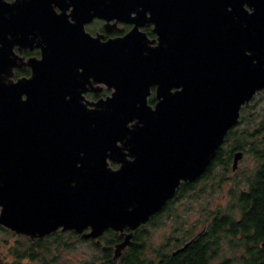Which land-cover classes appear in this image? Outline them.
Returning <instances> with one entry per match:
<instances>
[{
  "label": "water",
  "instance_id": "obj_1",
  "mask_svg": "<svg viewBox=\"0 0 264 264\" xmlns=\"http://www.w3.org/2000/svg\"><path fill=\"white\" fill-rule=\"evenodd\" d=\"M18 12L16 33L42 54L13 80L15 41L0 48V225L98 243L114 229L122 240L102 247L117 260L264 92V0H28ZM9 14L0 9L3 36ZM95 16L135 25L102 40L85 28ZM152 24L155 38L141 29Z\"/></svg>",
  "mask_w": 264,
  "mask_h": 264
},
{
  "label": "trees",
  "instance_id": "obj_2",
  "mask_svg": "<svg viewBox=\"0 0 264 264\" xmlns=\"http://www.w3.org/2000/svg\"><path fill=\"white\" fill-rule=\"evenodd\" d=\"M259 95L263 100L261 108L255 102ZM150 99L155 102L154 96ZM238 150L243 151V158L247 154L253 159V167L244 170L243 178L231 185L224 205L202 210V228L197 234L188 232L189 238L192 235L194 238H178L174 243L168 241L156 246L143 238L148 236V225L167 214L170 206L184 197L187 188L191 194L204 190L210 182L213 186H223L228 172L234 170V154ZM235 173H242L240 162ZM0 229L10 233L2 225ZM22 236L10 248L11 257L0 251V264H68L61 263L64 252L80 246L87 257L82 264H213L218 258L219 264H264V92L243 108L240 121L229 130L208 169L199 178L183 183L163 210L135 230L134 244L117 260L112 248L102 247H112L122 240L114 229L100 237L101 243L83 238L74 230H59L43 239Z\"/></svg>",
  "mask_w": 264,
  "mask_h": 264
},
{
  "label": "rangeland",
  "instance_id": "obj_3",
  "mask_svg": "<svg viewBox=\"0 0 264 264\" xmlns=\"http://www.w3.org/2000/svg\"><path fill=\"white\" fill-rule=\"evenodd\" d=\"M255 102L258 103L257 105L259 108L262 107L263 100H261L260 95ZM240 166L242 168V173L238 174L233 171H229L223 186L222 184L220 186H213L210 182L209 186L204 188V190H196L191 193L192 195L198 197L196 199H192V195L189 193L184 194L183 198L176 200L170 206L167 214L162 215L153 223L148 225V236H143V238L148 241L149 244L156 246L161 245L163 242L167 243L168 241L174 243L178 238H189V235L192 234V232L199 231L202 228V210H205L206 207L214 208L219 205H224L228 199V190L230 189L231 185L235 182V180L243 178L244 170H249L253 167V159L246 154V156L240 161ZM216 168L218 169V167ZM216 168L214 169V174L216 173ZM211 177H214L213 174H211ZM9 231L10 233L0 229V251L5 255L8 254L9 257H11L10 248L16 245L23 236L22 234H17L11 230ZM188 232L190 234H188ZM82 247H77L70 252H64L62 256L63 262L61 263H85L87 257L83 253ZM86 254L89 255V253ZM220 261L221 259L218 258L213 262V264H219Z\"/></svg>",
  "mask_w": 264,
  "mask_h": 264
},
{
  "label": "flooded vegetation",
  "instance_id": "obj_4",
  "mask_svg": "<svg viewBox=\"0 0 264 264\" xmlns=\"http://www.w3.org/2000/svg\"><path fill=\"white\" fill-rule=\"evenodd\" d=\"M22 2H25L27 5L28 0H0V9H4L6 7L10 8V14H9L10 20H9V22H10V25L12 26V30H10L11 29L10 28L9 29L10 31L7 32V34H5L3 36L1 34V32L5 31V30H2L0 28V48L3 44V41L6 39L10 40V41H15V44H14L12 50L14 51L13 55L14 54L17 55V60H16L17 64L14 67V74L12 76L13 80H17L20 77H24V76H30L31 72H32V68L30 65H23L22 64L23 61L24 60L27 61L30 57H41V54H42V48L37 45L38 44L37 41L32 40V34L31 33H27L24 37H22V36L20 37L14 29V26L16 25V22L18 21L17 18L20 15V13L18 12V5ZM52 8H53L54 12H56L57 14L63 12V10L60 8V6H57L54 3H53ZM71 9H72V7L67 10L68 13L71 12ZM5 17H6L5 12H3L1 18L3 20H5ZM120 17L121 18H119V17L112 18L108 21L106 18L95 16L91 21H89L85 24V28L88 32H90L94 36H97L99 34L102 35V40H108L110 38L122 36L134 27L135 22L134 21L121 20L122 18H127L126 16H120ZM128 17H130L132 19L133 18L136 19L137 13L132 12V14H130ZM70 19H72L71 16H70ZM153 27H154V25L152 24L149 26L146 25L144 27H141V29L146 31L147 34L149 35V37L155 38L157 35L154 32ZM30 44H32L33 47L32 46L30 47ZM109 93H110V90H108L106 87H104L102 90L97 91V92L89 91L87 93V97L91 100H97L101 97L107 96ZM259 93H263V91H260L257 94H259ZM112 164L114 167L115 166L118 167V164H115V163H112ZM232 171L235 172L236 170H232ZM183 183L188 184V182H182L180 184L179 188L181 187V185ZM176 194H177V192H176ZM185 194H188V188H187ZM175 195L173 197H175ZM173 197L171 199H173ZM170 200H168V202ZM198 232L199 231H196L195 234H197ZM193 236L194 235H192L188 240H191L192 238H194Z\"/></svg>",
  "mask_w": 264,
  "mask_h": 264
}]
</instances>
